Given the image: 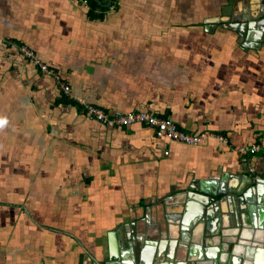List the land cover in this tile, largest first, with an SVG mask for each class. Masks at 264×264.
I'll list each match as a JSON object with an SVG mask.
<instances>
[{"label": "crops", "instance_id": "0c3cea01", "mask_svg": "<svg viewBox=\"0 0 264 264\" xmlns=\"http://www.w3.org/2000/svg\"><path fill=\"white\" fill-rule=\"evenodd\" d=\"M259 3L0 0V264H158L172 250L167 264H194L195 245L198 264H222L229 247L182 230V203L199 180L244 174L237 147L264 144V34L237 27ZM85 104L208 134L189 145L144 124L109 127ZM246 162L257 169L264 152Z\"/></svg>", "mask_w": 264, "mask_h": 264}, {"label": "water", "instance_id": "95a60500", "mask_svg": "<svg viewBox=\"0 0 264 264\" xmlns=\"http://www.w3.org/2000/svg\"><path fill=\"white\" fill-rule=\"evenodd\" d=\"M95 1L104 7H109L112 2V0L106 3L100 0ZM256 10L258 13L256 18L251 17V21L237 22V27L242 31L241 34L244 31L246 35L247 30L252 28L259 31V36L264 34V3H259ZM243 167L245 170L243 175H232L227 179L224 176L222 180L218 179L219 181L199 180L197 184L186 189L182 203V230L191 229L193 235L199 239V243L208 245L218 238L219 245L224 243L229 247L228 251L225 250V255L215 258L222 264H264V173H262L264 164H260L255 170L250 167L249 162L244 163ZM223 205L226 207L222 209ZM235 217L239 218L240 225L233 221ZM210 223H217L220 231L219 229L215 231L216 228L209 226ZM230 225L239 226L238 231L223 232L230 229ZM167 231L170 232L171 228L167 227ZM230 236H236V241H227L226 238ZM197 246H194V253L188 248L185 252L186 256L193 257L189 261H193L194 264L202 263V255L195 251ZM144 248L141 250L142 254ZM221 249L224 250V248ZM206 252L208 253L206 257L210 258V251L207 249ZM168 256L171 258L175 256L173 250L158 264H167L166 261L171 259ZM239 258L243 260L240 261ZM137 264L151 263L142 255Z\"/></svg>", "mask_w": 264, "mask_h": 264}, {"label": "built area", "instance_id": "2783aa9c", "mask_svg": "<svg viewBox=\"0 0 264 264\" xmlns=\"http://www.w3.org/2000/svg\"><path fill=\"white\" fill-rule=\"evenodd\" d=\"M83 2L87 3L86 0H83ZM10 46L16 49L24 57L28 58L32 63L39 66L42 71H53L47 66L46 63L42 62L39 59L37 54L32 49H30L26 45L19 44L17 42H11ZM61 88L65 94H69L70 87L67 84L62 83ZM84 108L87 115L93 117L106 126L120 127L129 126L136 123L144 124L153 129L154 134L157 138H166L189 145H198L202 143L208 134L207 131L195 133L183 131L170 117L153 114L147 110L110 112L93 104H85ZM217 137L222 142H227V139L223 135L217 134ZM259 150H262L264 152V144H243L236 148V152L241 157L244 163L247 161L249 155L258 152Z\"/></svg>", "mask_w": 264, "mask_h": 264}, {"label": "trees", "instance_id": "16d2710c", "mask_svg": "<svg viewBox=\"0 0 264 264\" xmlns=\"http://www.w3.org/2000/svg\"><path fill=\"white\" fill-rule=\"evenodd\" d=\"M87 4L90 7V10L100 8L101 6L95 0H86Z\"/></svg>", "mask_w": 264, "mask_h": 264}]
</instances>
